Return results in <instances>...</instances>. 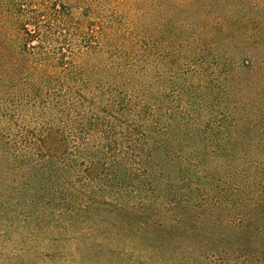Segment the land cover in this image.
Segmentation results:
<instances>
[{
    "label": "trees",
    "instance_id": "16d2710c",
    "mask_svg": "<svg viewBox=\"0 0 264 264\" xmlns=\"http://www.w3.org/2000/svg\"><path fill=\"white\" fill-rule=\"evenodd\" d=\"M0 264H264V0H0Z\"/></svg>",
    "mask_w": 264,
    "mask_h": 264
},
{
    "label": "rangeland",
    "instance_id": "374dc122",
    "mask_svg": "<svg viewBox=\"0 0 264 264\" xmlns=\"http://www.w3.org/2000/svg\"><path fill=\"white\" fill-rule=\"evenodd\" d=\"M134 14H136L134 11H127L126 15L124 16L123 19H121L120 22L122 24L126 23L125 19H129V16L134 15ZM128 37L131 39L132 38L131 34H129ZM125 45H126L125 51H127L130 55L137 56V54L140 53L139 48L134 43L128 41V42H126Z\"/></svg>",
    "mask_w": 264,
    "mask_h": 264
}]
</instances>
